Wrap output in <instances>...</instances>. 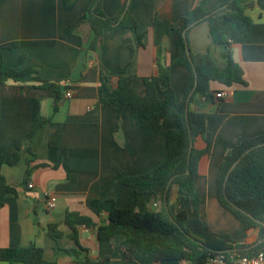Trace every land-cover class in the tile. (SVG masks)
Instances as JSON below:
<instances>
[{
    "label": "crops",
    "instance_id": "0c3cea01",
    "mask_svg": "<svg viewBox=\"0 0 264 264\" xmlns=\"http://www.w3.org/2000/svg\"><path fill=\"white\" fill-rule=\"evenodd\" d=\"M92 2L0 0V157L12 158L19 148L21 155L18 165L5 164L2 169L8 182L17 187V194L7 195L0 208V249L35 244L44 250L45 260L51 264H77L61 252L77 248L72 230L66 225L68 212L93 221L92 228L78 226L77 234L80 245L96 259L98 228L108 221L113 205L123 208L137 191L148 189L126 187L118 181L146 174L164 161L168 132L177 127L175 114L164 121L160 132L145 130L133 123L131 108H125L117 116L110 106L100 103V97L107 96L103 79L111 77L112 85L116 86L119 69L128 66L127 74L139 77L136 89L144 96V79L157 74L158 48L151 31L155 16L177 22L199 0H131L132 19L127 27L115 30L96 53L87 50L93 33L83 23ZM125 2L104 0L105 15L116 16ZM223 2L207 0L206 10L213 11ZM248 14L254 22L251 33L242 36L235 31L229 49L243 69L245 84L228 89L213 84L214 102L197 97L192 110L210 115L208 128L214 141L211 152L199 162L201 218L213 232L232 234L245 245L255 243L261 231H245L221 206L217 179L227 153L236 143L264 136V16L258 6ZM133 19L138 23L137 31L130 28ZM141 33H146L144 46L138 47L137 37ZM182 38L180 31L175 30L163 42L164 61L171 68L172 87L179 101L192 72ZM188 41L194 56L209 51L211 54L208 22L195 26ZM223 53L224 49L222 56ZM26 68H32L34 73L20 80L3 81L2 71ZM38 78L61 87L57 113H54L57 93L42 88ZM68 92L72 98H67ZM219 92H227L228 97L216 98ZM37 100L41 114L53 121L30 143L27 134L34 122ZM59 128L62 138L58 147L53 148L51 141ZM195 146L202 150L205 143L199 139ZM29 167L33 189L23 185ZM153 189L161 194L164 187ZM45 192L57 198L55 209L47 208ZM177 209L188 211L187 228L194 233L190 200L180 201ZM51 224H57L64 234L57 241L48 235ZM123 241L122 236L116 238L117 251L109 264H136L123 258ZM0 264L10 263L0 260Z\"/></svg>",
    "mask_w": 264,
    "mask_h": 264
},
{
    "label": "trees",
    "instance_id": "16d2710c",
    "mask_svg": "<svg viewBox=\"0 0 264 264\" xmlns=\"http://www.w3.org/2000/svg\"><path fill=\"white\" fill-rule=\"evenodd\" d=\"M104 0H93L87 11L86 20L93 38L89 42V52H99L105 39L120 28L127 27L132 19L128 0L122 4L119 13L107 17L103 11ZM207 0H199L186 16L177 22L162 20L157 15L154 18L151 31L155 46L158 48L156 57L157 74L144 79L146 93L140 95L136 84L140 80L135 75H128V66L118 71L117 85L113 86L111 77L103 79L107 96L100 97L102 105L110 106L117 116H121L127 107L132 110V120L135 125L152 132H160L163 123L173 113L177 127L168 132L167 152L162 163L152 171L137 176L123 177L118 182L126 187H147L145 191H137L132 201L125 207L113 205L108 221L98 228L99 250L96 259L91 258L89 249L79 243L77 227H94L93 221L75 212H68L66 225L72 230V239L77 248L61 251L70 256L77 264H109L117 251L116 238H124L123 258L136 264H156L162 262H183L187 264H205L206 261L222 252L226 255L235 250L240 256H254L264 250V242L251 248L264 237V136L245 139L236 143L227 153L223 161L218 179L217 192L221 206L230 212L243 226L245 231L260 230L261 238L252 244L234 242L227 234H216L207 221L201 218V197L198 190L199 162L207 156L214 141L209 132L210 115L204 112H194L190 106L195 99L214 102L213 84L225 88L244 85V73L241 66L234 60L230 49L231 38L235 31L242 36H248L254 22L248 11L255 6L264 16V0H224L215 10H206ZM202 22H208L212 46L224 49L225 67H221L212 57L210 51L205 55L190 57L186 55L191 69V76L186 83L185 93L179 101L172 87L171 68L164 61L163 42L170 38L171 33L179 30L186 36L182 45L186 51L189 47L190 31ZM130 28L137 31L138 23L133 19ZM78 29V27H77ZM146 33L138 35V47H143ZM12 45L10 48H13ZM132 54L134 48L132 47ZM34 73L32 68L22 71H2L3 81L20 80ZM41 82L42 88L53 89L57 93L54 101V113L59 110L61 87L47 81ZM189 110L187 113V101ZM52 118L41 114L40 101H36L34 122L27 134V140L33 143L39 131ZM60 128L54 135L51 146L58 147L61 140ZM201 139L205 148H196V142ZM193 142L191 154L190 145ZM240 160L230 174L226 188V176L230 168ZM21 161L20 148L12 158L0 157V208L7 195L17 194V187L11 185L2 173L3 166L14 167ZM32 168L26 172L23 185L27 186ZM164 187L161 194L154 187ZM189 199L194 217V233L187 228L189 214L187 210H178L182 200ZM158 208H153V204ZM169 209V211L167 210ZM253 216V219L243 213ZM173 216L175 221L171 220ZM261 222V223H259ZM177 224V225H176ZM48 235L57 241L63 237V232L57 224L48 227ZM0 260L10 264H51L45 260L44 250L35 244L26 247L0 249Z\"/></svg>",
    "mask_w": 264,
    "mask_h": 264
},
{
    "label": "built area",
    "instance_id": "2783aa9c",
    "mask_svg": "<svg viewBox=\"0 0 264 264\" xmlns=\"http://www.w3.org/2000/svg\"><path fill=\"white\" fill-rule=\"evenodd\" d=\"M67 98H72V93L68 92L66 94ZM228 97L227 92H219L216 94V98L225 99ZM29 189H33L34 185L32 183L28 184ZM47 208L49 210H53L57 204V198L50 192L44 193ZM153 208H158V204H154ZM205 264H264V250L258 252L256 255L248 257V256H240L237 252L226 254H218L216 256L210 257Z\"/></svg>",
    "mask_w": 264,
    "mask_h": 264
},
{
    "label": "water",
    "instance_id": "95a60500",
    "mask_svg": "<svg viewBox=\"0 0 264 264\" xmlns=\"http://www.w3.org/2000/svg\"><path fill=\"white\" fill-rule=\"evenodd\" d=\"M130 2H131V0H128V5H130ZM185 33H186V32H184V34H183L184 39H186ZM186 53H187V55L190 57V53H191V51H190V48H189L188 46H186ZM189 102H190V99H188V101H187V108H186L187 113H188V110H189ZM192 149H193V142H192L191 145H190V151H189V154H191ZM239 162H240V160H238V161H237V162H236V163L230 168V170L228 171V174H227V176H226V180H225V184H224V187H225V188H226V184H227V181H228V178H229L230 174H231V173L233 172V170L237 167V165L239 164ZM167 210L169 211V209H167ZM243 213H245L246 215H248L249 217H251V218L253 219V216H251L249 213H247V212H245V211H243ZM170 218H171L172 221H175L174 218H173V216H171ZM259 223H261V222H259ZM176 225H177V224H176ZM262 242H264V237H263L261 240H259L256 244H254L251 248H255V247H257V246L260 245ZM234 252H237V251L235 250ZM226 253H227V252H222L221 254H226Z\"/></svg>",
    "mask_w": 264,
    "mask_h": 264
},
{
    "label": "rangeland",
    "instance_id": "374dc122",
    "mask_svg": "<svg viewBox=\"0 0 264 264\" xmlns=\"http://www.w3.org/2000/svg\"><path fill=\"white\" fill-rule=\"evenodd\" d=\"M211 55L221 67H225L226 59H224V57L222 56V48L221 47L213 46V50L211 51ZM190 108H191V110H194V103L191 104ZM214 233H216V234H227L234 242L239 243V239L234 237L232 234L225 233V232L224 233H219V232H215V231H214ZM260 238H261V235L259 236L258 239H260Z\"/></svg>",
    "mask_w": 264,
    "mask_h": 264
}]
</instances>
